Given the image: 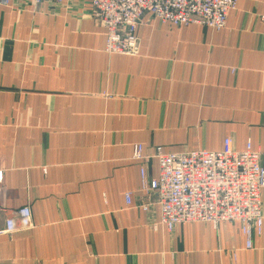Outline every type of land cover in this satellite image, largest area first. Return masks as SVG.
I'll return each instance as SVG.
<instances>
[{
	"label": "crops",
	"instance_id": "obj_1",
	"mask_svg": "<svg viewBox=\"0 0 264 264\" xmlns=\"http://www.w3.org/2000/svg\"><path fill=\"white\" fill-rule=\"evenodd\" d=\"M137 35L138 56L108 55L89 3L0 4V231L25 207L32 221L0 235V264H264V222L252 249L240 222L154 229L133 160L137 144L231 138L264 165V0H238L220 32L145 14ZM146 169L158 176L155 159Z\"/></svg>",
	"mask_w": 264,
	"mask_h": 264
},
{
	"label": "built area",
	"instance_id": "obj_2",
	"mask_svg": "<svg viewBox=\"0 0 264 264\" xmlns=\"http://www.w3.org/2000/svg\"><path fill=\"white\" fill-rule=\"evenodd\" d=\"M12 0H0L8 5ZM86 2L95 11V18L106 31L105 52L108 55L138 56V28L145 14L162 24L178 27L206 26L216 32L224 30L238 0H33ZM155 159L158 176L150 179L146 163ZM133 160L142 162L140 191L147 198L155 196L160 219L153 228L172 233L187 223L240 222L246 249L253 248V235L262 234L264 165L262 154L248 142L243 151H236L231 138L224 141L221 151L196 150L166 153L156 148L153 156L144 154L142 144L133 149ZM4 171L0 169V192ZM132 193L126 194L128 207L133 205ZM150 203L139 206L147 212ZM32 228L30 208L20 209L6 222L2 234Z\"/></svg>",
	"mask_w": 264,
	"mask_h": 264
},
{
	"label": "rangeland",
	"instance_id": "obj_3",
	"mask_svg": "<svg viewBox=\"0 0 264 264\" xmlns=\"http://www.w3.org/2000/svg\"><path fill=\"white\" fill-rule=\"evenodd\" d=\"M141 24H142V22H141ZM141 24H140V25H141Z\"/></svg>",
	"mask_w": 264,
	"mask_h": 264
}]
</instances>
